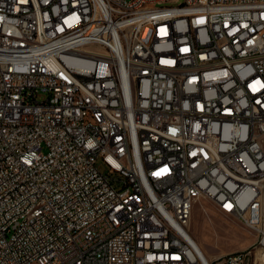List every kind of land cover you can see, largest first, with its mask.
<instances>
[{
    "label": "built area",
    "instance_id": "built-area-1",
    "mask_svg": "<svg viewBox=\"0 0 264 264\" xmlns=\"http://www.w3.org/2000/svg\"><path fill=\"white\" fill-rule=\"evenodd\" d=\"M197 197L255 242L204 253ZM263 244L264 0H0V264H257Z\"/></svg>",
    "mask_w": 264,
    "mask_h": 264
},
{
    "label": "rangeland",
    "instance_id": "rangeland-1",
    "mask_svg": "<svg viewBox=\"0 0 264 264\" xmlns=\"http://www.w3.org/2000/svg\"><path fill=\"white\" fill-rule=\"evenodd\" d=\"M191 232L205 253L211 257L247 249L256 240V237L240 221L225 214L221 208L207 199L198 200L195 205ZM258 259L257 264H264L259 254ZM254 262L253 251L248 264H254Z\"/></svg>",
    "mask_w": 264,
    "mask_h": 264
},
{
    "label": "bare ground",
    "instance_id": "bare-ground-1",
    "mask_svg": "<svg viewBox=\"0 0 264 264\" xmlns=\"http://www.w3.org/2000/svg\"><path fill=\"white\" fill-rule=\"evenodd\" d=\"M167 13H174V6H167ZM206 35L207 36H214V26L213 23H206ZM164 47V39H154V48H163ZM117 174L119 175H126V167H117ZM203 199H207L214 203L216 206L221 208L225 212V205H223L222 201H217V200H210L208 198L204 197H197L194 199V207L197 203V201H201ZM197 242V240H196ZM198 246L203 250L202 246L197 242ZM263 251H264V244H263ZM204 252V250H203ZM205 253V252H204ZM261 258L264 261V257L261 256Z\"/></svg>",
    "mask_w": 264,
    "mask_h": 264
}]
</instances>
